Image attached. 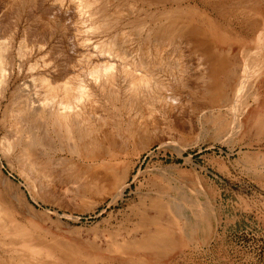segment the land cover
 <instances>
[{
	"label": "bare ground",
	"instance_id": "6f19581e",
	"mask_svg": "<svg viewBox=\"0 0 264 264\" xmlns=\"http://www.w3.org/2000/svg\"><path fill=\"white\" fill-rule=\"evenodd\" d=\"M261 13L262 0H0V264H165L182 218L164 187L137 190L91 252L55 238L42 205L116 204L155 146L259 126Z\"/></svg>",
	"mask_w": 264,
	"mask_h": 264
},
{
	"label": "rangeland",
	"instance_id": "374dc122",
	"mask_svg": "<svg viewBox=\"0 0 264 264\" xmlns=\"http://www.w3.org/2000/svg\"><path fill=\"white\" fill-rule=\"evenodd\" d=\"M262 5L263 13L251 23L261 19L264 32V0ZM261 99L259 126L250 121L244 133H221L205 124L182 150L155 146L141 156L122 200L81 211L78 200L73 209L42 205L53 213L46 227L55 238L84 251L91 252L94 243L104 248L106 230L122 229L138 202L137 190L140 196H157L164 187L181 202L182 218L181 245L165 264H264V82Z\"/></svg>",
	"mask_w": 264,
	"mask_h": 264
}]
</instances>
